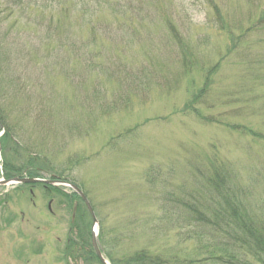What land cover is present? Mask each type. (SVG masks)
Wrapping results in <instances>:
<instances>
[{
    "label": "rangeland",
    "instance_id": "obj_1",
    "mask_svg": "<svg viewBox=\"0 0 264 264\" xmlns=\"http://www.w3.org/2000/svg\"><path fill=\"white\" fill-rule=\"evenodd\" d=\"M120 2L91 20L40 12L0 41V179L7 161L79 185L112 256L200 258L181 201L212 170L264 221V0ZM71 199L0 185V264H64Z\"/></svg>",
    "mask_w": 264,
    "mask_h": 264
},
{
    "label": "trees",
    "instance_id": "obj_2",
    "mask_svg": "<svg viewBox=\"0 0 264 264\" xmlns=\"http://www.w3.org/2000/svg\"><path fill=\"white\" fill-rule=\"evenodd\" d=\"M72 8L90 20L104 9L124 10L120 0H0V41L7 39L17 25L20 26V22L42 25L36 18L40 12L50 15H65ZM263 22L264 17H261L254 27H260ZM48 25L49 30L54 28L53 21ZM250 30H247L248 33ZM203 93H205V87L199 91V95ZM0 126L4 130L0 138L2 146L3 138L7 136L8 131L2 124L1 116ZM233 128L245 130V127L241 125ZM248 132H252V130L248 129ZM255 135L264 139V135L261 133ZM7 163L6 161V164L3 165L5 170L3 176L6 179L40 177L33 172L30 166H26L24 171L17 170V173L9 175L6 170ZM202 179V183L196 181L195 190L186 198L187 201H181L189 220L196 227L201 228L200 237L207 238L204 244L200 243L201 245L196 248L198 251L203 250L200 253L202 257L186 258L177 253L166 255L161 251L142 246L131 247L117 256H112L100 248L104 256L111 264H264V221L259 219L247 206L246 191L232 183L223 169H214L212 174L202 177ZM42 186L46 192L52 191L60 194L68 202L72 200L71 198H75L71 203L72 215L62 249L64 264H101L91 245V224L89 223V227L79 206V202H82L80 197L73 191H69L70 194L64 193L62 187ZM197 189L199 190L196 191ZM198 192H206L207 196H204L205 194L196 196L195 194ZM84 208L86 209L85 205Z\"/></svg>",
    "mask_w": 264,
    "mask_h": 264
},
{
    "label": "water",
    "instance_id": "obj_3",
    "mask_svg": "<svg viewBox=\"0 0 264 264\" xmlns=\"http://www.w3.org/2000/svg\"><path fill=\"white\" fill-rule=\"evenodd\" d=\"M1 136V133H0ZM18 183H42V184H49V185H53V186H63V187H67L69 189H71L72 191H74L83 201V203L85 204L91 219H92V226H91V244L93 247V250L97 256V258L99 259V261L102 264H110L109 261L107 259L104 258V256L102 255L99 246L97 244V225H98V221L95 217L94 211L92 209V206L90 205L88 199L86 198V196L84 195V193L74 184L70 183V182H66V181H62V180H58V179H45V178H30V177H14L11 179H2L0 180V185H10V184H18Z\"/></svg>",
    "mask_w": 264,
    "mask_h": 264
}]
</instances>
